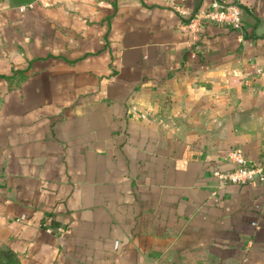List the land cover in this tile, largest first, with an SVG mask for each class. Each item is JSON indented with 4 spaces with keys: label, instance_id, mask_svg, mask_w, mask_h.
I'll return each instance as SVG.
<instances>
[{
    "label": "crops",
    "instance_id": "crops-1",
    "mask_svg": "<svg viewBox=\"0 0 264 264\" xmlns=\"http://www.w3.org/2000/svg\"><path fill=\"white\" fill-rule=\"evenodd\" d=\"M168 1L0 0L12 264H264V182L212 174L264 166V0L197 40Z\"/></svg>",
    "mask_w": 264,
    "mask_h": 264
},
{
    "label": "built area",
    "instance_id": "built-area-1",
    "mask_svg": "<svg viewBox=\"0 0 264 264\" xmlns=\"http://www.w3.org/2000/svg\"><path fill=\"white\" fill-rule=\"evenodd\" d=\"M186 0H169L170 8L184 18L180 24L181 30L187 32L192 40L199 38L200 32L208 24L228 27L237 30L240 27V0H208V3L195 10L184 7ZM256 73H261L256 70ZM226 159L233 165L228 170L214 169L212 174L219 185L227 183H263L264 166L260 163L248 162L238 150H229ZM252 225H256L255 222ZM256 227V226H255Z\"/></svg>",
    "mask_w": 264,
    "mask_h": 264
},
{
    "label": "trees",
    "instance_id": "trees-1",
    "mask_svg": "<svg viewBox=\"0 0 264 264\" xmlns=\"http://www.w3.org/2000/svg\"><path fill=\"white\" fill-rule=\"evenodd\" d=\"M33 1L34 0H8L10 5H15V6L27 5ZM14 261H15V257L11 253L6 251L0 253V264H12L14 263Z\"/></svg>",
    "mask_w": 264,
    "mask_h": 264
},
{
    "label": "rangeland",
    "instance_id": "rangeland-1",
    "mask_svg": "<svg viewBox=\"0 0 264 264\" xmlns=\"http://www.w3.org/2000/svg\"><path fill=\"white\" fill-rule=\"evenodd\" d=\"M3 261V260H2Z\"/></svg>",
    "mask_w": 264,
    "mask_h": 264
}]
</instances>
